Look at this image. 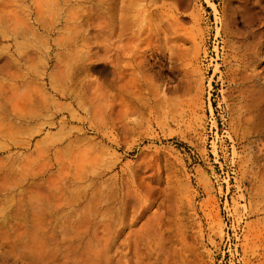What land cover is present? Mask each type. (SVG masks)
I'll return each mask as SVG.
<instances>
[{"label":"rangeland","instance_id":"374dc122","mask_svg":"<svg viewBox=\"0 0 264 264\" xmlns=\"http://www.w3.org/2000/svg\"><path fill=\"white\" fill-rule=\"evenodd\" d=\"M256 1L0 0V264H264Z\"/></svg>","mask_w":264,"mask_h":264},{"label":"bare ground","instance_id":"6f19581e","mask_svg":"<svg viewBox=\"0 0 264 264\" xmlns=\"http://www.w3.org/2000/svg\"><path fill=\"white\" fill-rule=\"evenodd\" d=\"M255 7L264 15V0H257L254 4H251L249 11H252ZM111 10L113 12L112 15L117 17L119 10H122V6H120L117 1ZM163 21L164 18L161 14H156L153 10L150 12L151 26L154 27L158 34L159 31L157 28L162 26ZM239 35L245 40H248L249 37L254 36V33L252 31L239 32ZM2 39L3 37L0 35V40ZM242 84L246 87L245 97L247 112L250 114V129L257 133H264V80H260L258 77H247L242 79Z\"/></svg>","mask_w":264,"mask_h":264}]
</instances>
